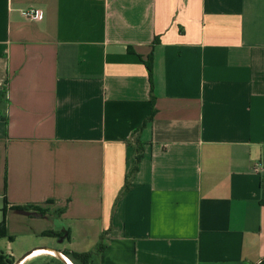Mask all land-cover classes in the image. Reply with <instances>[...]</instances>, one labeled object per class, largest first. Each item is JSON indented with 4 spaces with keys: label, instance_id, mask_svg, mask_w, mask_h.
<instances>
[{
    "label": "crops",
    "instance_id": "obj_1",
    "mask_svg": "<svg viewBox=\"0 0 264 264\" xmlns=\"http://www.w3.org/2000/svg\"><path fill=\"white\" fill-rule=\"evenodd\" d=\"M5 90V254L264 264V0H0Z\"/></svg>",
    "mask_w": 264,
    "mask_h": 264
},
{
    "label": "trees",
    "instance_id": "obj_2",
    "mask_svg": "<svg viewBox=\"0 0 264 264\" xmlns=\"http://www.w3.org/2000/svg\"><path fill=\"white\" fill-rule=\"evenodd\" d=\"M150 60L146 61V67L147 70L149 72V76L151 77V65H150ZM6 96H7V91H3L2 95L0 96V112L2 107L6 106ZM3 117V116H1ZM152 119V116L147 120L150 121ZM138 157L135 158V163L133 166V169L131 171H129V173L127 174L126 178H125V184L120 192V195L126 193L129 190V186H130V181L134 175V173L136 172V165L138 162ZM3 208H2V222L0 223V240L3 239H7L9 242L13 241V238L11 236L7 235L6 232V226H5V214H6V205L7 202L4 199L3 200ZM14 209L20 210L23 209L21 207H16ZM51 234V233H48ZM103 236H101L100 242L97 244V246L95 247V249L92 252H88V253H83V254H78L75 252H70V251H64L63 255L66 256L69 260L72 261L73 264H97V260L99 255L104 251L105 246L103 244ZM13 258L7 254H5L3 251L0 250V264H13Z\"/></svg>",
    "mask_w": 264,
    "mask_h": 264
},
{
    "label": "rangeland",
    "instance_id": "obj_3",
    "mask_svg": "<svg viewBox=\"0 0 264 264\" xmlns=\"http://www.w3.org/2000/svg\"><path fill=\"white\" fill-rule=\"evenodd\" d=\"M2 220H3L2 211L0 210V223L2 222ZM12 238H13L12 242H9L7 239L0 240V250L4 252L5 251L4 249L8 247L9 250H11L14 256L16 257V259L20 257V253L22 252L23 247L27 245L29 242L40 243L39 245H43V243L45 244V242L52 243L53 245H60V239H54V238L30 237V239L28 238L27 240H25L24 238H16L15 240V237ZM13 261L15 263L16 260L13 258Z\"/></svg>",
    "mask_w": 264,
    "mask_h": 264
},
{
    "label": "built area",
    "instance_id": "obj_4",
    "mask_svg": "<svg viewBox=\"0 0 264 264\" xmlns=\"http://www.w3.org/2000/svg\"><path fill=\"white\" fill-rule=\"evenodd\" d=\"M21 16L25 20L29 21H41L44 19V12L40 9H30L28 11H23Z\"/></svg>",
    "mask_w": 264,
    "mask_h": 264
},
{
    "label": "bare ground",
    "instance_id": "obj_5",
    "mask_svg": "<svg viewBox=\"0 0 264 264\" xmlns=\"http://www.w3.org/2000/svg\"><path fill=\"white\" fill-rule=\"evenodd\" d=\"M48 254L53 255L46 250H36L35 252H32L29 257L25 258L20 264H24L30 260H33V259H36L39 257H43V256L48 255ZM64 260L67 262V264H71V262L69 260H67L66 258H64Z\"/></svg>",
    "mask_w": 264,
    "mask_h": 264
},
{
    "label": "water",
    "instance_id": "obj_6",
    "mask_svg": "<svg viewBox=\"0 0 264 264\" xmlns=\"http://www.w3.org/2000/svg\"><path fill=\"white\" fill-rule=\"evenodd\" d=\"M31 253H32V252L27 253L26 255H24L23 257H21L20 259H18L14 264H20L25 258L29 257V256L31 255ZM54 253H55V255H56L59 259H61L62 261L65 262L64 258L62 257V255H60L59 253H57V252H55V251H54Z\"/></svg>",
    "mask_w": 264,
    "mask_h": 264
}]
</instances>
